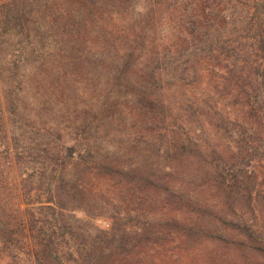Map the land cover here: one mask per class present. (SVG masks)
Returning a JSON list of instances; mask_svg holds the SVG:
<instances>
[{
	"label": "rangeland",
	"instance_id": "1",
	"mask_svg": "<svg viewBox=\"0 0 264 264\" xmlns=\"http://www.w3.org/2000/svg\"><path fill=\"white\" fill-rule=\"evenodd\" d=\"M217 1L264 0L0 2V63L48 55L42 70L17 69L15 95L0 87L4 206L36 203L44 189L26 166L59 167L51 189L73 241L113 249L86 264H264V163L223 183L183 161L180 114L163 105V67L183 66L179 56L212 35Z\"/></svg>",
	"mask_w": 264,
	"mask_h": 264
},
{
	"label": "trees",
	"instance_id": "2",
	"mask_svg": "<svg viewBox=\"0 0 264 264\" xmlns=\"http://www.w3.org/2000/svg\"><path fill=\"white\" fill-rule=\"evenodd\" d=\"M208 12L215 27L212 35H201L196 52L179 56L183 66L163 67V105L168 116L180 114L178 122L186 132L177 139L182 160L208 168L223 183H241L239 178L253 176V166L264 163V1H217ZM30 56L22 53L15 62L0 63L12 67L0 71V87H12L15 95L12 85H18L17 77L24 79L21 71L16 75L17 69L35 63L42 70L48 55ZM115 74L123 84L133 82L130 70ZM58 168L40 163L25 167L31 172L25 174L27 182H42L45 189L33 192L36 203H22L30 209H22L20 201L9 210L0 195V264H86L113 251L110 244L73 241L72 229L62 224L66 209L52 194L60 180ZM232 206L241 213L238 203Z\"/></svg>",
	"mask_w": 264,
	"mask_h": 264
}]
</instances>
